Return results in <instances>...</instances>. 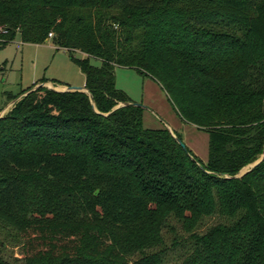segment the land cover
<instances>
[{
    "label": "trees",
    "instance_id": "trees-1",
    "mask_svg": "<svg viewBox=\"0 0 264 264\" xmlns=\"http://www.w3.org/2000/svg\"><path fill=\"white\" fill-rule=\"evenodd\" d=\"M50 33L85 54L96 109L81 91L11 96L30 91L0 118V225L25 253L0 264H164L177 227L176 264H264V160L228 178L264 152V0H0L1 46ZM117 66L208 133L207 161L145 128L143 108H116L131 101Z\"/></svg>",
    "mask_w": 264,
    "mask_h": 264
},
{
    "label": "rangeland",
    "instance_id": "rangeland-1",
    "mask_svg": "<svg viewBox=\"0 0 264 264\" xmlns=\"http://www.w3.org/2000/svg\"><path fill=\"white\" fill-rule=\"evenodd\" d=\"M85 58L81 52H72L54 44L51 37L44 43L23 42L17 34L14 40L5 46L0 45V113L8 114L14 105L4 111L15 99L11 96L21 94L24 90L48 81L49 85L65 89L67 86H83L86 77L77 61ZM90 63L101 66L102 61L90 57ZM116 86L125 91L131 101L146 105L144 109V127L157 128L170 126L172 131L180 133L184 143L203 161L208 159L209 136L195 125L183 122L170 104L166 93L151 77L145 76L136 69L117 66ZM22 97L24 95H21ZM20 97V96H19ZM18 97V98H19ZM17 99V98H16ZM4 111V112H3ZM217 217L206 223L212 225ZM202 227L200 230H205ZM175 233L166 235L168 255L164 264H176L182 253V245L174 248L172 237L186 236L180 227ZM165 232H168L167 230ZM0 250L9 261H21L24 257V241L13 228L0 225Z\"/></svg>",
    "mask_w": 264,
    "mask_h": 264
},
{
    "label": "water",
    "instance_id": "water-1",
    "mask_svg": "<svg viewBox=\"0 0 264 264\" xmlns=\"http://www.w3.org/2000/svg\"><path fill=\"white\" fill-rule=\"evenodd\" d=\"M40 86H46L48 87L49 89L51 90H54V91H59V92H65V91H81V92H86L88 93V95L90 96V99L92 101V104H93V107L96 109L95 107V104H94V99H93V96L92 94L88 91L86 85H83V86H67L65 89H59L55 86H52V85H49L47 82L46 83H41L40 85H38L37 87H34L32 90H35L37 89L38 87ZM31 90V91H32ZM30 91L26 92L24 95H27ZM22 98V96H20L19 98L15 99L12 103H10V105L4 110L6 111L10 106H13L17 101L18 99ZM127 106H135V107H141L143 109L145 108H148L146 105H143V104H140V103H136L134 101H125V102H121L116 108H119V107H127ZM115 108V109H116ZM3 111V112H4ZM4 114L1 112L0 113V118L3 117ZM167 128L170 130V132L173 134V136L176 138L177 142L184 148V149H187V145L184 143V141L182 139H180L179 137L176 136V134H174V132L172 131L171 127L170 126H167ZM264 160V152L262 154V156L257 160L255 161L254 163H251L249 165H247L246 167H244L238 174L234 175V176H228V178H240L242 177L243 175H245L247 172L251 171L252 169L256 168L257 166H259L262 161Z\"/></svg>",
    "mask_w": 264,
    "mask_h": 264
},
{
    "label": "built area",
    "instance_id": "built-area-1",
    "mask_svg": "<svg viewBox=\"0 0 264 264\" xmlns=\"http://www.w3.org/2000/svg\"><path fill=\"white\" fill-rule=\"evenodd\" d=\"M52 36H53V34H52V33H50L49 37H52Z\"/></svg>",
    "mask_w": 264,
    "mask_h": 264
},
{
    "label": "crops",
    "instance_id": "crops-1",
    "mask_svg": "<svg viewBox=\"0 0 264 264\" xmlns=\"http://www.w3.org/2000/svg\"><path fill=\"white\" fill-rule=\"evenodd\" d=\"M85 84H86V82L84 83V85H85ZM58 87H65V86H58ZM58 87H57V88H58Z\"/></svg>",
    "mask_w": 264,
    "mask_h": 264
}]
</instances>
